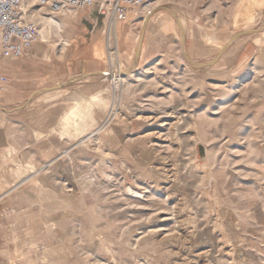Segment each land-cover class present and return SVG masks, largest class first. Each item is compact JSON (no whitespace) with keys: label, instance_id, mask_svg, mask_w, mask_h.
<instances>
[{"label":"rangeland","instance_id":"1","mask_svg":"<svg viewBox=\"0 0 264 264\" xmlns=\"http://www.w3.org/2000/svg\"><path fill=\"white\" fill-rule=\"evenodd\" d=\"M30 21L0 56V99H40L14 116L0 264H264V0Z\"/></svg>","mask_w":264,"mask_h":264},{"label":"built area","instance_id":"2","mask_svg":"<svg viewBox=\"0 0 264 264\" xmlns=\"http://www.w3.org/2000/svg\"><path fill=\"white\" fill-rule=\"evenodd\" d=\"M144 2L145 0H0V56L6 59L20 57L38 42L40 27L27 18L36 10L47 9L52 14H59L70 9L95 8L106 24H112L126 20L129 10L143 7ZM146 13L151 14L150 9ZM4 82L5 78L0 76V84Z\"/></svg>","mask_w":264,"mask_h":264},{"label":"crops","instance_id":"3","mask_svg":"<svg viewBox=\"0 0 264 264\" xmlns=\"http://www.w3.org/2000/svg\"><path fill=\"white\" fill-rule=\"evenodd\" d=\"M129 55H127L128 57ZM142 69V68H139ZM179 83V82H178ZM46 91V90H45ZM48 91V89H47ZM42 96V97H41ZM45 95H39L38 98H43ZM32 94L29 95L27 98H21L19 89H15L12 92L8 94H4L2 96V99H0V195L4 192V185L3 183L7 181H12V176L14 174V161L12 157H6L7 155L9 156V148L12 149V133L11 129L12 127L17 123L19 124V120H16L14 116L15 114H18L20 112H27L28 110H32L31 108L36 105L37 100L40 99H35L34 101L31 100ZM49 98V97H48ZM46 100V99H43ZM32 101L33 103L27 104L28 102ZM13 103V104H12ZM27 104V105H26ZM12 106L11 109L9 108H4V106ZM24 106V107H22ZM23 109H22V108ZM50 110V107H47L45 109ZM50 124L48 125V127ZM12 138V139H11ZM5 175H8V177H5ZM10 254H0V262H9L10 260L8 258Z\"/></svg>","mask_w":264,"mask_h":264},{"label":"bare ground","instance_id":"4","mask_svg":"<svg viewBox=\"0 0 264 264\" xmlns=\"http://www.w3.org/2000/svg\"><path fill=\"white\" fill-rule=\"evenodd\" d=\"M150 12H151V10H150ZM37 13H39L38 10L35 11L33 14L27 16V18H29V20H30V19H31V16L33 17V16H34L35 14H37ZM35 18H36V17H35ZM37 19H38V18H37ZM47 20H48L49 23L51 22L52 24L57 22V21H56L54 18H52V17L48 18ZM113 23H114V22H113ZM112 25H113V24H112ZM112 25H111V26H112ZM115 71H117V70H115ZM120 72H121V71H120ZM136 74L138 75V73H136ZM121 75H123V74H121ZM119 76H120V74H117L116 72H114V73L111 75V78L113 79V81H114L116 87H119L120 84H121V81H120V77H119ZM122 78H123V77H122ZM129 79H134V78H133V76H130ZM119 81H120V82H119ZM162 90H163V89H162ZM119 100H120L119 98H117V97L115 98V100H114V102H113V103H114V106H116V105L118 104V101H119ZM168 116H169V115H168ZM168 116H167V117H168ZM159 118H160V117H159ZM109 119H110V117L108 118V120H109ZM148 119L151 120V119H153V117H150V118H148ZM154 119H155V118H154ZM108 120H107V121H108ZM149 120H148V121H149ZM158 120H159V119H158ZM107 121H106V122H107ZM148 121H147V122H148ZM165 121H166V120H165ZM157 122H158V121H157ZM163 124H164V123H163ZM160 125H161V124H160ZM164 126H165V125H164ZM99 129H100V128H99ZM133 191H134V190H133ZM129 194H130V193H129ZM133 194H134V193H133ZM133 194H132V195H133ZM134 195H135V194H134ZM136 195H138V194H136ZM142 195H143V194H142ZM137 197H138V196H137ZM141 197H142V196H141ZM134 198H135V197H134Z\"/></svg>","mask_w":264,"mask_h":264},{"label":"water","instance_id":"5","mask_svg":"<svg viewBox=\"0 0 264 264\" xmlns=\"http://www.w3.org/2000/svg\"><path fill=\"white\" fill-rule=\"evenodd\" d=\"M241 33H239V34H237V35H240ZM198 153H199V157H200V159H203L204 158V156H205V150H204V148L202 147V146H199L198 147Z\"/></svg>","mask_w":264,"mask_h":264}]
</instances>
